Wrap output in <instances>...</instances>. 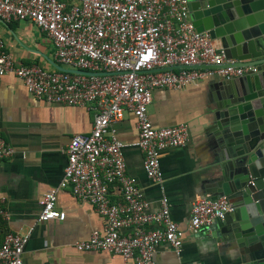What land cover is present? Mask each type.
I'll return each instance as SVG.
<instances>
[{"label":"built area","instance_id":"1","mask_svg":"<svg viewBox=\"0 0 264 264\" xmlns=\"http://www.w3.org/2000/svg\"><path fill=\"white\" fill-rule=\"evenodd\" d=\"M0 17L28 19L50 37L60 63L79 71L48 70L19 65L0 36V79L14 74L35 98L51 103L87 106L94 111L90 133L75 134L66 149L63 184L76 198L90 201L104 217L103 232L75 242L81 251H105L132 259L135 264H157L159 245L182 252L184 230L173 220L166 195L158 211L149 203L135 177L127 173L124 147L111 128L124 111H132L139 131L135 143L144 153V168L162 183V152L189 142L186 123L156 127L148 113L156 88L181 89L210 77L241 76L255 67L238 66L211 36L199 31L190 18L187 0H0ZM14 152L0 137V162ZM118 184L122 199L109 196ZM59 188L44 193L38 221L63 220L57 207ZM0 196V219L9 216ZM233 211L224 196H202L193 202L190 230L211 232L216 218ZM159 223L160 228L147 225ZM130 229L123 233L122 229ZM27 233L8 232L0 242V264H23Z\"/></svg>","mask_w":264,"mask_h":264},{"label":"crops","instance_id":"2","mask_svg":"<svg viewBox=\"0 0 264 264\" xmlns=\"http://www.w3.org/2000/svg\"><path fill=\"white\" fill-rule=\"evenodd\" d=\"M0 36L19 65L71 69L58 61L53 40L28 19L0 17ZM221 79L210 77L181 89L154 90L148 108L154 125L186 123L189 127L186 146L168 147L162 152V183L154 182L145 172L144 153L135 144L139 131L132 111L126 109L123 118L111 124L117 137L127 143V173L135 177L149 203L148 210L158 211L161 198L166 195L171 217L185 232L181 254L163 243L155 253L157 264H238L235 237L214 241L211 232L190 230L193 202L206 196V186L216 179L223 155V143L210 130L209 118L218 98L214 84ZM93 120L90 107L35 98L14 74L0 79V137L14 148L13 154L0 162V196L6 197L4 207L9 213L0 219V242L8 232L23 234L32 230L23 264H135L132 259L124 260L105 251H81L75 247L76 241L88 239L94 231L103 232L105 226L104 217L95 206L76 198L72 186L62 183L68 144L75 134L90 133ZM52 188H59L57 207L65 211V218L40 222V200ZM109 196L113 201L122 199L118 184L110 185ZM160 227L159 223L147 225L148 229ZM129 231L122 229L123 233Z\"/></svg>","mask_w":264,"mask_h":264},{"label":"water","instance_id":"3","mask_svg":"<svg viewBox=\"0 0 264 264\" xmlns=\"http://www.w3.org/2000/svg\"><path fill=\"white\" fill-rule=\"evenodd\" d=\"M187 2L199 31L219 42L236 65L256 68L214 84L210 130L221 139L223 155L205 195L224 196L233 205L215 219L211 239L235 237L238 264H264V0Z\"/></svg>","mask_w":264,"mask_h":264},{"label":"rangeland","instance_id":"4","mask_svg":"<svg viewBox=\"0 0 264 264\" xmlns=\"http://www.w3.org/2000/svg\"><path fill=\"white\" fill-rule=\"evenodd\" d=\"M148 108H149V106H148Z\"/></svg>","mask_w":264,"mask_h":264}]
</instances>
